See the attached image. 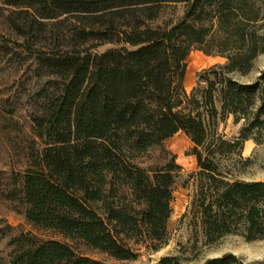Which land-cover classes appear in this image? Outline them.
<instances>
[{
	"label": "trees",
	"instance_id": "trees-1",
	"mask_svg": "<svg viewBox=\"0 0 264 264\" xmlns=\"http://www.w3.org/2000/svg\"><path fill=\"white\" fill-rule=\"evenodd\" d=\"M0 3L13 34L1 35V62L18 64V102L32 135L6 196L21 204L29 222L118 259L136 258L137 246L159 250L169 241L181 165L171 153L161 166H143L142 159L183 132L197 159L192 205L207 242L240 231L249 241L264 239V180L235 179L223 163L264 127V71L250 84L231 76L248 74L264 54V0ZM169 3H185L183 17L152 26ZM194 49L226 62L201 72L199 86L188 92ZM6 105L13 114L17 103ZM219 115L244 120L238 137L218 132ZM11 244L0 264H107L31 233ZM154 264L186 263L165 256ZM202 264L244 262L226 253Z\"/></svg>",
	"mask_w": 264,
	"mask_h": 264
},
{
	"label": "rangeland",
	"instance_id": "rangeland-1",
	"mask_svg": "<svg viewBox=\"0 0 264 264\" xmlns=\"http://www.w3.org/2000/svg\"><path fill=\"white\" fill-rule=\"evenodd\" d=\"M185 3H169L161 9L159 18L150 22L152 26L172 25L184 15ZM4 10L0 3V39L1 35L13 36L8 29ZM112 45L107 44L96 49L102 52ZM0 54V250L1 256L7 258L14 245L13 237L22 233H31L39 240L56 239L70 243L77 251L107 264H154L165 256H179L186 264H202L209 258L222 256L226 253L236 254L244 264H264V239L247 240L242 232L228 234L214 243H208L205 238L197 213L193 209V200L199 189V181L192 176L198 169L197 159L191 154L193 146L190 138L183 132H178L167 139L163 148L150 150L142 161L143 166H161L170 161L175 154L176 162L181 165L177 184L174 187L172 201L173 212L168 223L169 241L157 251L137 246L138 256L133 259H118L110 254L92 249L82 243L67 239L62 233L53 229L39 228L29 222L21 212L22 206L17 201L10 200L7 190L11 179L21 168L24 161L22 148L32 138L30 123L22 117L23 108L18 100L23 95L20 72L15 69L17 62L8 66L1 62ZM226 58L219 55H208L204 51L194 49L187 58V71L184 86L188 92L199 86L198 77L205 69L215 64H223ZM264 71V54L254 61L248 74L232 73V77L242 83H253ZM204 86V84L202 85ZM264 95V93L262 94ZM7 100L16 102L13 107L6 105ZM260 105V102H259ZM219 112L222 103L217 102ZM218 132L226 139H234L241 133L244 120L234 121V116L221 118L218 116ZM171 153V154H170ZM226 169H230L235 179L252 181L264 180V127L255 128L252 137L243 143L236 153L223 158Z\"/></svg>",
	"mask_w": 264,
	"mask_h": 264
}]
</instances>
